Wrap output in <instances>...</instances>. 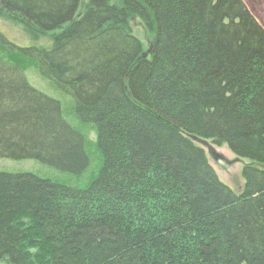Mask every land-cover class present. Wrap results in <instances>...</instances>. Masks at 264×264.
Wrapping results in <instances>:
<instances>
[{
  "label": "trees",
  "instance_id": "obj_1",
  "mask_svg": "<svg viewBox=\"0 0 264 264\" xmlns=\"http://www.w3.org/2000/svg\"><path fill=\"white\" fill-rule=\"evenodd\" d=\"M2 15L49 36L0 40L71 94L102 167L83 188L0 171V264H264V26L245 0H0ZM193 135L248 160L239 192ZM0 158L90 163L61 102L4 60Z\"/></svg>",
  "mask_w": 264,
  "mask_h": 264
},
{
  "label": "rangeland",
  "instance_id": "obj_2",
  "mask_svg": "<svg viewBox=\"0 0 264 264\" xmlns=\"http://www.w3.org/2000/svg\"><path fill=\"white\" fill-rule=\"evenodd\" d=\"M121 5L123 0H115ZM247 5L251 8L255 16L264 26V0H245ZM131 22V30L140 38L144 45V51L151 47V42L155 35L148 30L143 21L138 16L133 17ZM0 34L6 40L15 43L17 46L24 48L31 45L48 46L51 41L49 36H38L35 39L30 36L24 24L15 18H9L2 15L0 17ZM0 60L11 65H18L24 71L25 75L30 81L31 85L36 89L51 96L58 102H61L62 112L65 120L71 124L79 133L85 136V144L87 153L90 157L89 167L81 174H72L66 171H61L55 167H51L41 160L37 159H12L0 158V171L5 172H33L39 176L54 179L59 183H65L72 186L85 187L91 179L96 176V173L101 169L102 155L97 144L98 133L93 123L84 122L76 112L75 101L71 94L65 92L49 78H45L37 66V60L33 59L26 53L19 50H12L4 42L0 40ZM209 143L212 144L209 140ZM200 145L206 150L209 161L211 162L214 171L218 173L220 179L229 184L233 190L239 192L245 181L242 176V168L247 163V159L237 158L229 147L213 145L214 150L222 154L228 161L222 159H214L210 154L207 145ZM230 161V162H229Z\"/></svg>",
  "mask_w": 264,
  "mask_h": 264
},
{
  "label": "water",
  "instance_id": "obj_3",
  "mask_svg": "<svg viewBox=\"0 0 264 264\" xmlns=\"http://www.w3.org/2000/svg\"><path fill=\"white\" fill-rule=\"evenodd\" d=\"M153 41L151 42V47L145 51L143 53V56L146 57L148 55V53L152 52V48H153ZM194 140L198 141L199 143H201L202 145H207L208 146V150L210 151V154L213 156V158L216 160V159H222V160H225V161H228L222 154L218 153L217 150H214L212 144L209 143L208 140L206 139H202L198 136H195L193 135L192 137ZM230 162V161H229Z\"/></svg>",
  "mask_w": 264,
  "mask_h": 264
}]
</instances>
